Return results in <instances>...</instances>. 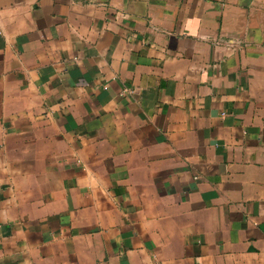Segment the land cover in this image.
<instances>
[{"label": "crops", "instance_id": "1", "mask_svg": "<svg viewBox=\"0 0 264 264\" xmlns=\"http://www.w3.org/2000/svg\"><path fill=\"white\" fill-rule=\"evenodd\" d=\"M0 264H264V0H0Z\"/></svg>", "mask_w": 264, "mask_h": 264}]
</instances>
